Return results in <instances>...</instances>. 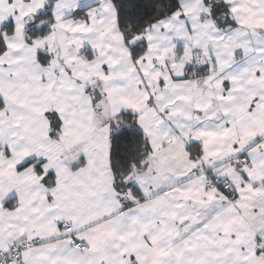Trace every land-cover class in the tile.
Returning a JSON list of instances; mask_svg holds the SVG:
<instances>
[{
    "label": "snow or ice",
    "instance_id": "1",
    "mask_svg": "<svg viewBox=\"0 0 264 264\" xmlns=\"http://www.w3.org/2000/svg\"><path fill=\"white\" fill-rule=\"evenodd\" d=\"M0 264H264V0H0Z\"/></svg>",
    "mask_w": 264,
    "mask_h": 264
}]
</instances>
